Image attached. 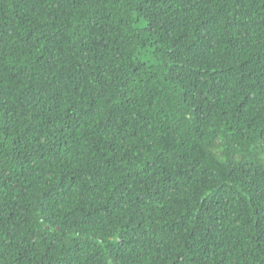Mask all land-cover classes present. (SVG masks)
<instances>
[{
  "label": "trees",
  "instance_id": "trees-1",
  "mask_svg": "<svg viewBox=\"0 0 264 264\" xmlns=\"http://www.w3.org/2000/svg\"><path fill=\"white\" fill-rule=\"evenodd\" d=\"M0 264H264V0H0Z\"/></svg>",
  "mask_w": 264,
  "mask_h": 264
}]
</instances>
